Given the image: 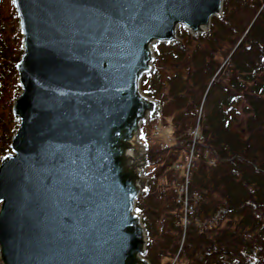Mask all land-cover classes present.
Returning a JSON list of instances; mask_svg holds the SVG:
<instances>
[{"label":"water","instance_id":"1","mask_svg":"<svg viewBox=\"0 0 264 264\" xmlns=\"http://www.w3.org/2000/svg\"><path fill=\"white\" fill-rule=\"evenodd\" d=\"M17 124L0 156V264H150L141 90L155 47L197 38L225 0H11Z\"/></svg>","mask_w":264,"mask_h":264},{"label":"trees","instance_id":"2","mask_svg":"<svg viewBox=\"0 0 264 264\" xmlns=\"http://www.w3.org/2000/svg\"><path fill=\"white\" fill-rule=\"evenodd\" d=\"M223 14L188 59L191 82L181 73L163 80L158 70L142 81L145 95L160 99L163 107L161 119L144 127L151 181L136 206L150 240L144 255L150 264H264V0H226ZM178 34L187 37L182 30ZM221 41L229 42V53ZM185 53L178 45L156 48L165 63ZM230 53L228 65L217 61L219 54ZM20 54L15 10L11 0H0V156L10 150L16 128L11 106ZM209 85L203 140L195 147L190 173L199 201L183 232L174 189L184 183V174L177 166L188 154V129ZM238 102L244 105V128L235 124ZM156 122L170 129L172 144L162 146V139L153 138ZM223 209L225 224L209 228Z\"/></svg>","mask_w":264,"mask_h":264},{"label":"rangeland","instance_id":"3","mask_svg":"<svg viewBox=\"0 0 264 264\" xmlns=\"http://www.w3.org/2000/svg\"><path fill=\"white\" fill-rule=\"evenodd\" d=\"M209 35L205 39H207L209 37ZM199 40L200 39L197 40V39H193V38H191L189 40L190 43L186 46L187 49H186V53H185V56L183 57V59L175 61V60H171V58H170V59H168V61L166 63L161 61V63L158 64L159 72L162 75L163 80H166L167 78H169L175 74L181 73L185 77H189V80L191 82L187 62H188V59L190 57H192L194 55V53L196 52V50L198 48ZM220 45L223 47L225 52L229 53L230 49L227 48V47H231V46H229V42L221 41ZM231 56H232L231 53L229 54L228 57H224L221 54H219L217 57L218 58L217 61H219L223 65H228L230 63ZM205 60L207 61L208 59L205 58ZM243 106L244 105H241L240 102H238L237 108L239 111V115L236 118L235 124H237V127H241V125H242V127L244 128V122L242 120L246 117V115L242 111ZM169 132H170V130H169ZM241 132L244 134V129H242Z\"/></svg>","mask_w":264,"mask_h":264},{"label":"built area","instance_id":"4","mask_svg":"<svg viewBox=\"0 0 264 264\" xmlns=\"http://www.w3.org/2000/svg\"><path fill=\"white\" fill-rule=\"evenodd\" d=\"M193 136L195 139L199 138V135L196 131L192 132ZM185 168H186V173H185V177H186V183L183 187L179 188L177 193H178V203L182 204L184 206L185 209V224L189 223V221L187 220L188 216L192 214V207L189 205V196L187 193V183H188V179H189V175H190V168H191V160L190 158L186 161L185 164Z\"/></svg>","mask_w":264,"mask_h":264}]
</instances>
